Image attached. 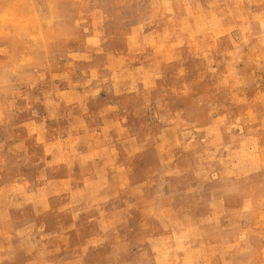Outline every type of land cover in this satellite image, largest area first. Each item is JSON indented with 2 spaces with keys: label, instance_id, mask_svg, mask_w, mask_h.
Wrapping results in <instances>:
<instances>
[{
  "label": "rangeland",
  "instance_id": "1",
  "mask_svg": "<svg viewBox=\"0 0 264 264\" xmlns=\"http://www.w3.org/2000/svg\"><path fill=\"white\" fill-rule=\"evenodd\" d=\"M0 264H264V0H0Z\"/></svg>",
  "mask_w": 264,
  "mask_h": 264
}]
</instances>
